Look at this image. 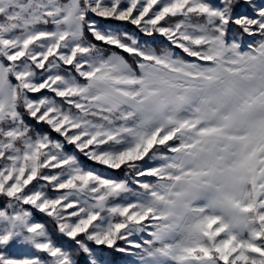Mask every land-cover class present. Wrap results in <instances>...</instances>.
Segmentation results:
<instances>
[{
	"label": "snow or ice",
	"instance_id": "1",
	"mask_svg": "<svg viewBox=\"0 0 264 264\" xmlns=\"http://www.w3.org/2000/svg\"><path fill=\"white\" fill-rule=\"evenodd\" d=\"M105 250L264 264V0H0V264Z\"/></svg>",
	"mask_w": 264,
	"mask_h": 264
},
{
	"label": "rangeland",
	"instance_id": "2",
	"mask_svg": "<svg viewBox=\"0 0 264 264\" xmlns=\"http://www.w3.org/2000/svg\"><path fill=\"white\" fill-rule=\"evenodd\" d=\"M101 23L106 25V26H109V27H118V26H114L112 24H109L106 21H101ZM119 28H121L122 30L127 31L125 28H122V27H119ZM130 33L135 34L137 37L141 38L142 40L144 39V38L140 37L139 31L135 27L132 29V32H130ZM85 167L90 168V169H92L94 171H97L101 175L113 176L112 172H109L107 170H102L100 168H94V167H88V166H85ZM9 251L12 254H14V255H19V254H21L24 251V249L22 247H20V246L13 245L12 248L9 249ZM105 258L107 260H110L112 262V264H126L127 261L132 259L131 257L126 256V255H124L122 253L112 252L110 250H105Z\"/></svg>",
	"mask_w": 264,
	"mask_h": 264
},
{
	"label": "trees",
	"instance_id": "3",
	"mask_svg": "<svg viewBox=\"0 0 264 264\" xmlns=\"http://www.w3.org/2000/svg\"><path fill=\"white\" fill-rule=\"evenodd\" d=\"M108 22L109 24H112L114 26H118V27H122V28H125L129 33L132 32V29L134 28L132 25H129V24H126L125 22H116V21H106ZM140 34V33H139ZM140 37L144 38L143 40H156V41H160L162 40L163 38L161 37H155V38H149V37H144L140 34ZM47 94V93H46ZM50 95V94H49ZM39 127L43 128L44 130H47V126H44V125H40ZM69 152H72L73 149L72 148H69L68 149ZM79 155V154H78ZM81 162L83 163V165L85 166H88V167H94V168H100L102 170H107L109 172H112L111 170H108L106 169L105 167L101 166V165H97L91 161H88L85 157H83L82 155L79 156ZM113 176H119L120 178H122V173H114L112 172ZM36 219L37 220H45L46 218L43 217L41 214H37L36 215Z\"/></svg>",
	"mask_w": 264,
	"mask_h": 264
}]
</instances>
